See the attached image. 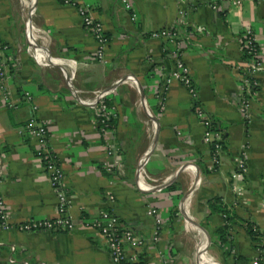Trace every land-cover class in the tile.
Masks as SVG:
<instances>
[{
    "label": "crops",
    "instance_id": "crops-1",
    "mask_svg": "<svg viewBox=\"0 0 264 264\" xmlns=\"http://www.w3.org/2000/svg\"><path fill=\"white\" fill-rule=\"evenodd\" d=\"M85 1L107 36L104 61L96 59L95 40L73 6L0 0V37L9 46L5 87L16 104L8 107L0 90V197L16 224L56 215V191L24 127L30 103L22 95L29 92L37 118L47 123L48 148L64 172L67 212L76 221L72 230L0 229V264H114L98 232L82 223L105 209L144 241L135 264H264V236L255 240L248 231H264V0ZM215 2L219 10L212 9ZM30 3L48 64L29 51ZM165 27L177 31L180 45L151 35ZM246 30L262 70L244 114L238 85L248 60L241 48ZM177 54L188 66L199 105L221 134L215 168L194 100L177 80L166 83ZM103 89H110L104 99L115 108L106 131L98 130L95 108L85 102ZM145 156L152 188L138 174ZM241 159L246 170L233 180ZM156 216L162 220L158 240ZM191 218L205 231L200 228L201 253L195 252L200 231Z\"/></svg>",
    "mask_w": 264,
    "mask_h": 264
},
{
    "label": "built area",
    "instance_id": "built-area-1",
    "mask_svg": "<svg viewBox=\"0 0 264 264\" xmlns=\"http://www.w3.org/2000/svg\"><path fill=\"white\" fill-rule=\"evenodd\" d=\"M228 5L239 4L243 0H224ZM62 3L73 6L76 9L78 16L81 19L83 27L93 36L96 49L95 57L99 61H104L105 49L107 45V36L104 31L103 24L100 20L96 19L92 13V6L85 0H61ZM29 8V18L27 20V31L29 33L28 45L31 56L44 64H48L50 61L49 54L40 47L39 39H41L40 32L38 33L37 27L33 24L31 14L35 12L32 4L27 5ZM218 2L212 5V9L219 10ZM134 16V15H133ZM154 37L166 39L174 42L176 46L181 42L177 40V31L172 27H165L161 30L154 31L151 34ZM8 44L0 37V90L3 94L5 103L10 108H15L16 104L9 99L5 82H6V69H7V51ZM241 48L243 54L249 59L245 63L244 70L239 80V93H240V110L246 114L249 104L250 96L257 90L259 86L258 74L262 70V64L258 57L257 45L250 30H246L243 34L241 41ZM180 55V54H179ZM177 54L175 67L170 73V76L166 79V83L171 80H177L188 91L189 96L194 100V115L199 122L204 126L203 141L210 147V157L212 167L215 168L220 164V156L222 152V139L221 134L217 130L213 129L211 119L202 109L198 103L197 90L194 87L189 75L188 66ZM67 82L73 93H76L72 85V76L67 74ZM165 87V86H164ZM110 91V89L97 90L94 92L91 99L85 101L87 104L94 106L96 113V125L98 130L106 131L110 125L111 118L115 115V108L109 106L104 96ZM22 98L30 103V115L25 122V130L34 139L36 143L35 155L39 159L40 163L48 174V179L53 189L56 191L57 207L56 215L52 218H30L19 224L13 223L9 219L8 211L6 210L5 202L0 197V229H17L22 232H50L60 229L72 230L75 227L76 221L68 214L69 200L66 198L65 193L62 190L64 181V172L58 164L54 154L48 148L49 132L47 123L44 120L37 118V104L34 103L31 94L25 92ZM108 153L114 152L112 147L107 149ZM146 157L142 158V164L140 165L138 174L141 177L142 185L147 188H152L154 185L146 182V172L143 164ZM104 169H109L106 165H103ZM246 170L243 160L241 159L237 163V168L232 173V179H240L241 174ZM2 177V171L0 169V181ZM238 192L239 187H234ZM108 199H113L112 194H108ZM148 213L154 215L155 210L151 209ZM85 227L92 228L98 232L102 240L107 246L108 253L114 264H135L136 250L144 241L137 236L130 228L123 225L118 216L112 209H105L99 212L97 218L93 220H85L82 222ZM156 229L153 234V239L158 240L159 228L162 224V220L159 216L155 217ZM131 252L128 253L127 250ZM253 264H258L254 259Z\"/></svg>",
    "mask_w": 264,
    "mask_h": 264
},
{
    "label": "trees",
    "instance_id": "trees-1",
    "mask_svg": "<svg viewBox=\"0 0 264 264\" xmlns=\"http://www.w3.org/2000/svg\"><path fill=\"white\" fill-rule=\"evenodd\" d=\"M249 59V57H248ZM214 128V126H213ZM215 130V129H214ZM212 210H218L220 212H225L224 209H221L219 208L218 206H214L212 205ZM248 231H249V234L251 235V237L253 239H258L260 236H264V231L262 230H259L258 228H252L251 226L248 228ZM218 232H220V234H223L224 235V232H225V228H222V229H219Z\"/></svg>",
    "mask_w": 264,
    "mask_h": 264
},
{
    "label": "water",
    "instance_id": "water-1",
    "mask_svg": "<svg viewBox=\"0 0 264 264\" xmlns=\"http://www.w3.org/2000/svg\"><path fill=\"white\" fill-rule=\"evenodd\" d=\"M138 87H139V85H138ZM139 88H140V87H139ZM140 93H141V95L143 96V94H142V92H141V89H140ZM155 119H156V118H154V120H155ZM155 121H156V120H155ZM156 122H157V121H156ZM181 169H182V167H179V168L177 169V171L175 172L174 177L180 172ZM194 183H195V182H194ZM164 185H166V183L161 184L159 187L164 186ZM185 197H186V195L183 197V200H182V201H184ZM191 219H192V218H191ZM192 222H193L194 224L198 225V226L204 231L203 227H202L198 222L194 221V219H192ZM204 232H205V231H204Z\"/></svg>",
    "mask_w": 264,
    "mask_h": 264
},
{
    "label": "bare ground",
    "instance_id": "bare-ground-1",
    "mask_svg": "<svg viewBox=\"0 0 264 264\" xmlns=\"http://www.w3.org/2000/svg\"><path fill=\"white\" fill-rule=\"evenodd\" d=\"M188 197V195L186 196V198ZM187 203H188V201H187ZM187 203H186V205H185V209H187L186 207H187ZM185 204V203H184ZM197 227H198V229H199V231H200V238H199V240L197 241V243H196V253L197 252H199V250H200V247H201V242H202V233H201V230H200V227L197 225ZM198 255V254H197Z\"/></svg>",
    "mask_w": 264,
    "mask_h": 264
},
{
    "label": "rangeland",
    "instance_id": "rangeland-1",
    "mask_svg": "<svg viewBox=\"0 0 264 264\" xmlns=\"http://www.w3.org/2000/svg\"><path fill=\"white\" fill-rule=\"evenodd\" d=\"M197 222V220H194ZM187 226L190 228V224L187 222ZM207 238V237H206ZM201 253V251H199ZM206 253L213 259L215 260V258L213 257V255L210 253V250H208L207 246H206Z\"/></svg>",
    "mask_w": 264,
    "mask_h": 264
}]
</instances>
